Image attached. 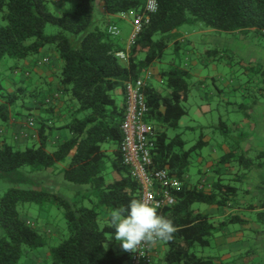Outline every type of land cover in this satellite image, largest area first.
Instances as JSON below:
<instances>
[{"label":"trees","instance_id":"obj_1","mask_svg":"<svg viewBox=\"0 0 264 264\" xmlns=\"http://www.w3.org/2000/svg\"><path fill=\"white\" fill-rule=\"evenodd\" d=\"M100 1L104 10L102 27L93 18L95 0H76L74 11L59 15L49 11V0H0V127L9 122L12 114L19 113L26 91V87L4 90L3 75L48 45L53 46L60 60L57 77L64 111L55 115L54 94L42 96V113L34 118L37 141L17 150L11 141L0 137V171L28 167L39 172L68 161L61 172L63 179L88 190L75 201L31 189L11 188L1 195L0 264H20L26 253L47 245L46 238L20 217V204H37L40 208L49 205L63 211L66 236L56 246L48 247L47 264H128L127 256L111 247L116 239L109 225L113 209H123L130 200L139 199V185L120 152L125 82L152 70L169 44L179 54L182 46L175 30L181 25L243 36L252 34L264 44V0H155L156 10L148 13V22L142 24L126 50L118 38L107 33V28L116 23L113 16L144 14L147 0ZM46 25L57 27L58 32L45 34ZM156 35H160L157 40ZM120 51L126 52V62L116 57ZM205 54L225 57L218 50H206ZM159 77L153 75L155 81H147L144 87L148 107L144 122L151 125L155 134L152 171L168 170L181 181V188L174 192L173 205L157 209L159 215L174 223L175 231L171 239L162 241L166 247L163 256L149 264H218L212 257H197V248L209 247L216 234L243 220L236 214L215 220L192 206L199 203L218 209L241 208L239 188L233 182L244 181L250 172L262 170L264 152H255L249 158V151L241 149L244 137L234 140L221 121L219 128L228 152L218 162L240 167L238 176L225 181L215 169L208 191L191 185L185 180L190 153L184 150L186 142L179 134L168 137L167 133L177 130L187 114L183 102L189 96L191 73L187 66L181 67L173 60L168 69H160ZM58 130H65L68 136L51 146V138ZM259 190V205L247 207L256 212L257 222L264 225V180Z\"/></svg>","mask_w":264,"mask_h":264},{"label":"rangeland","instance_id":"obj_2","mask_svg":"<svg viewBox=\"0 0 264 264\" xmlns=\"http://www.w3.org/2000/svg\"><path fill=\"white\" fill-rule=\"evenodd\" d=\"M59 4L63 6V10L55 5L54 0H49L47 4L49 11L56 15L63 11L72 12L75 10L76 0H60ZM127 14L132 17L133 13L127 12ZM103 15L100 0H95L93 18L100 27L103 26ZM116 24L122 32V37L125 40L130 38L132 24L122 21H116ZM57 32L58 28L52 25H46L44 28V33L47 35ZM175 33L182 37L184 42L181 43L182 48L179 54H176L173 45L169 44L161 61L153 63L151 80L153 75L160 79V69H168L173 60L181 67L187 66L191 73L189 96L183 102L187 114L181 118L177 130H169L167 133L168 137L179 134L181 139L186 142L184 150L190 151L187 174L191 182L196 183L200 179L199 175L214 168V162L224 154L221 144L227 143L222 129L219 128L221 121L226 123L230 137L234 140L240 138L241 135L244 137L243 143L251 148L248 153L249 158H252L255 152L264 151V44L252 34L243 36L237 33L209 31L202 35L196 32L195 27L188 25L179 26ZM185 35L187 36L185 37ZM69 37L72 36L69 35ZM159 38L160 35L154 37L155 40ZM121 44L123 45L122 42ZM187 50H190L191 53L189 54ZM206 50L224 52L225 57H208L205 54ZM43 52L52 62L60 65L53 46H46L38 55ZM8 62L13 63L12 60ZM201 143L203 145L200 147ZM13 145L17 150H24L32 144ZM57 165L60 166L59 163ZM237 169L239 170L240 167L234 164L232 175L228 178L223 176L224 180L237 178ZM259 171L263 174L260 179L262 181L264 180V168ZM38 174L30 171L28 167L13 172L0 171V196L11 188L38 190L40 187L39 178H41L39 177L41 175ZM53 180L65 182V184L75 187L76 190L85 188L67 183L61 175L59 177L55 174ZM258 181L253 185L259 190L261 181L259 183ZM247 183L245 180L233 182L239 188L237 195L239 201L243 198L240 190ZM209 207L211 206L199 203L192 206L200 213ZM18 211L21 218L29 217L38 225L48 222L55 228V235L45 234L38 230L48 240L47 244H50L51 247L59 244L66 236L65 219L61 209L51 206L50 210L42 211L37 204H20ZM240 215L247 221L246 224L228 225L223 230L226 234L223 235L221 232L216 234L209 247L197 248V257H218L222 264H264V244H262L264 225L257 222L255 211L241 212ZM233 231L236 232L231 233ZM223 236L235 237V241L237 240L239 244H230L229 248L224 247V244H218V238ZM235 241L233 240V242ZM236 246L238 249L234 250ZM111 247L117 253H124L121 243L117 240L113 241ZM40 250L48 253L47 247L40 248ZM225 254L230 255V258H224Z\"/></svg>","mask_w":264,"mask_h":264},{"label":"crops","instance_id":"obj_3","mask_svg":"<svg viewBox=\"0 0 264 264\" xmlns=\"http://www.w3.org/2000/svg\"><path fill=\"white\" fill-rule=\"evenodd\" d=\"M54 2L58 8H61V10H63V6L59 4L60 0H54ZM101 7H102V3H101ZM63 12H66V11H63ZM103 14H104V10H103ZM133 16L134 14H132V17H129V15L126 14V17H123L121 15H116V16H113L112 18L115 19L116 21L128 22L132 24ZM114 25L117 26L116 23ZM195 29L198 34H202V35L208 33L209 31H214L211 29L209 30L204 29L200 26H196ZM186 36L187 35H185V37ZM118 40L120 44L121 42L123 43V45L121 44V46H123V48L126 50L129 46V38L125 40L122 37V32H121L120 36L118 37ZM178 40L181 43H184L182 40V37H178ZM191 45L192 47H194L193 44ZM187 52L189 54L191 53L190 50H187ZM55 54L56 56H58L56 52ZM44 58H47L48 62L46 64H38L39 60L44 59ZM59 70H60L59 63L52 62L51 59L46 55V53L43 52L41 55L33 56L24 61L19 62L17 69L11 72H6L3 75L2 86L4 90L9 91L12 89L15 90L18 87H22V88L26 87V91H25V101L23 102L22 107L19 109L20 110L19 113L12 114L9 122L6 125L0 127V137H4L8 141H11V143L18 144L21 146L26 145L28 143L34 144L37 141L36 129L35 128L27 129V130L24 129V122L28 117H32L35 119L39 118L40 114L42 113V107L39 104V100L41 99L42 96H45V95L48 96L49 92L54 94L52 102L56 105L55 115L60 116L64 112L63 111V98L59 94V87H58L57 75H58ZM151 81H155V79L153 78ZM64 117L65 115L62 118ZM22 131L26 132V135L24 137L20 136V132ZM67 136H68V133L65 130L56 131L55 136L51 138V146H54L56 141L65 139ZM221 149L224 150V154L227 153L228 145L222 143ZM241 149L243 151H249V152L251 150V148L245 145L243 142L241 143ZM214 163H215L214 168L210 169L204 174H200L199 175L200 179L196 183L191 182L188 174L185 176V180H187L191 185L196 184L198 185V188H202L208 191L215 177L213 170L219 169V173L222 177L223 176L228 177L232 175L231 172L233 170L234 164L230 167L229 165H223L219 163L218 160H216ZM59 164L60 166L56 165L55 167L51 169L36 172V173H39L38 175H41L39 176L41 178H39L40 187L38 190L49 192V193H56L68 201H75L77 200L79 196L87 194L88 190L86 187L82 190L81 189L76 190L75 187L70 186L69 184H65V182H62V181L60 182V180L59 182L56 180L55 181L53 180L55 174L56 176H59V177L60 175L62 176L61 172L64 168L67 167L68 161H65ZM262 176L263 174L260 173V171H252L248 174V177L245 180L248 183L246 184L245 187H243V189L240 190L241 193L243 194V198L239 201L241 208H238V209L219 208L218 209V208L211 206L208 209L204 210L202 214L211 216L213 219H223V218H226L230 214H236L243 220V223L241 224H246L247 221L242 218L240 213L241 212H245V213L254 212L248 209L247 206L249 204L254 205V206L259 205L260 192L257 189V187H254L253 183L260 180ZM260 181H258V183ZM50 209H51V206L49 205H46L45 207L40 208V210L42 211H48ZM22 219L26 223L34 227L37 231L40 230L45 234L55 235V228L48 222H46L44 225H38L35 222L31 221L29 217H22ZM234 232L236 231H233L231 233H234ZM221 233L223 235L226 234L224 231ZM56 237L58 236L56 235ZM233 240L235 241V237L227 238L223 236L221 238H218V244H224V247L226 248H229L230 244H239L237 240L235 242H233ZM262 242H263L262 244H264V240ZM45 247L48 248L51 246L50 244H47ZM237 249H238V246L234 247V250H237ZM165 251H166V247L164 246L162 241H157L156 243L151 244V249L149 252L150 263H156L163 256ZM224 258H230V255L225 254ZM22 259L23 260L21 264H47V262L49 261L48 253L40 249L26 253V255ZM214 259L216 263L222 264L221 259H219L218 257H214Z\"/></svg>","mask_w":264,"mask_h":264},{"label":"built area","instance_id":"obj_4","mask_svg":"<svg viewBox=\"0 0 264 264\" xmlns=\"http://www.w3.org/2000/svg\"><path fill=\"white\" fill-rule=\"evenodd\" d=\"M156 10V1L147 0L145 13L133 16L132 33L129 38V45L134 41L139 33L142 24L147 23L148 13ZM127 13L120 14L126 17ZM107 33L112 38H118L121 34L116 25H110ZM116 57L126 62L125 51L116 53ZM47 58L39 60L38 64H46ZM151 69L143 72V75L136 80L125 82L126 106L123 121L120 125L122 141L120 152L123 163L129 168L130 175L139 185V200L154 206L156 209L171 206L175 202L174 192L181 188V181L166 169L152 171V152L155 149V134L151 125L144 122L148 107L145 101L144 87L147 81L151 80ZM46 103L48 101L46 100ZM35 119L28 117L24 122V129H34ZM26 132H20V136H25ZM151 244H142L134 252L124 250L128 264H149V252Z\"/></svg>","mask_w":264,"mask_h":264},{"label":"clouds","instance_id":"obj_5","mask_svg":"<svg viewBox=\"0 0 264 264\" xmlns=\"http://www.w3.org/2000/svg\"><path fill=\"white\" fill-rule=\"evenodd\" d=\"M109 225L115 239L125 250L136 251L142 244L169 240L175 231L174 223L158 214L157 209L139 199H132L123 209H113Z\"/></svg>","mask_w":264,"mask_h":264}]
</instances>
